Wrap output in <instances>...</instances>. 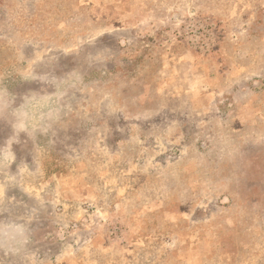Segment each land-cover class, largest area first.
I'll return each mask as SVG.
<instances>
[{
    "label": "rangeland",
    "instance_id": "obj_1",
    "mask_svg": "<svg viewBox=\"0 0 264 264\" xmlns=\"http://www.w3.org/2000/svg\"><path fill=\"white\" fill-rule=\"evenodd\" d=\"M0 264H264V0H0Z\"/></svg>",
    "mask_w": 264,
    "mask_h": 264
},
{
    "label": "crops",
    "instance_id": "obj_2",
    "mask_svg": "<svg viewBox=\"0 0 264 264\" xmlns=\"http://www.w3.org/2000/svg\"><path fill=\"white\" fill-rule=\"evenodd\" d=\"M172 81V80H171ZM159 82H161L160 84H164L163 82H164V80L163 79H160L159 80ZM157 90H159V89H157ZM208 108H210V106H206V108H205V111H204V115H206V116H208L209 115V111H208ZM207 109V110H206ZM204 115H202V116H204ZM204 123V121H202V124ZM221 124H222V122H221ZM204 139H205V143L207 142L206 141V138L204 137ZM211 140H212V138H211ZM203 153H201V154H199V155H202ZM221 153L220 152H218V154L217 155H220ZM197 155V154H196ZM94 156V155H93ZM191 178H193V176L191 177Z\"/></svg>",
    "mask_w": 264,
    "mask_h": 264
}]
</instances>
